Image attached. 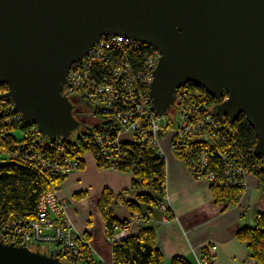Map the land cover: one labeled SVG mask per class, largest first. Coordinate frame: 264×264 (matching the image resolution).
I'll list each match as a JSON object with an SVG mask.
<instances>
[{"label": "water", "instance_id": "95a60500", "mask_svg": "<svg viewBox=\"0 0 264 264\" xmlns=\"http://www.w3.org/2000/svg\"><path fill=\"white\" fill-rule=\"evenodd\" d=\"M107 36L160 52L157 117L196 85L218 102L214 116L245 117L264 161V0H0V87L25 124L52 141L79 133L69 73ZM59 254L0 238V264H68Z\"/></svg>", "mask_w": 264, "mask_h": 264}, {"label": "trees", "instance_id": "16d2710c", "mask_svg": "<svg viewBox=\"0 0 264 264\" xmlns=\"http://www.w3.org/2000/svg\"><path fill=\"white\" fill-rule=\"evenodd\" d=\"M147 49L143 46L142 50L132 53L128 56L129 61L135 64H145ZM149 51H151L149 49ZM121 52V51H119ZM139 54V55H138ZM117 58L119 53L115 55ZM116 58V59H117ZM114 60V58H113ZM137 69V68H136ZM107 68L98 65L91 66V73L99 81L107 79L109 83L114 84L115 79L112 76H105ZM114 106L110 112H104L106 120L110 124L112 131H106L107 142L113 143L118 148L115 152L110 153L109 159H105V155L98 147L97 141L93 140L91 134L93 128L84 135L82 132L80 136H73L71 140L67 141H51L50 139L40 138L36 127L24 125L19 116L12 110L11 105L0 106V154H8L16 164L0 167V220L11 221V223L26 226L28 222L37 217L39 211V202L43 194L51 190L52 186L63 183L65 177L59 170L54 168L58 163L60 156L66 157L67 161L71 158L79 159L80 152L83 154L85 150H91V154H95L96 163L101 168L115 167L119 171L134 170L136 179L133 181V188L142 186L150 191L152 194H141L138 201H126V207L137 214L141 209L140 205H154L159 202L158 197H166L167 194V166L163 157L159 154V149L153 145V122H159L165 125L166 128H171L174 123V129H179L180 124L169 117L163 120H158L154 117L151 124V118L146 122L148 129L146 130L149 140H139L135 138L133 141H124L122 144L119 140V128L115 121H119L118 115L127 113L130 105L134 103L133 100L139 98L131 94L129 90H122L121 83L117 84ZM3 92L7 91L6 86H2ZM137 95L143 94L145 97L149 95V88L138 82L136 85ZM188 100H193L194 107L205 113V116L211 120V108L217 101L207 94L203 89L196 85H188L186 87ZM148 98V97H147ZM100 113L101 109L98 108ZM99 113V112H98ZM200 116V114H198ZM110 118V119H109ZM206 120V119H205ZM206 123V121H204ZM210 126L208 136L211 135L209 142L205 143V147L213 144L212 139H215L213 134L221 133V137L226 141L229 148V155L226 154V162L229 158H233L234 164L238 156L241 157L237 163L236 180L238 184L242 181L240 174L243 172H250L259 178L264 187V161L262 158L255 156L254 150L257 144V137L253 128L247 123L244 116H241L236 122H231L227 118L217 117L207 123ZM203 126L202 122H197L196 133H199ZM100 130V129H98ZM227 130L230 132L228 136ZM85 131V129L83 130ZM92 132V133H91ZM211 132V133H210ZM151 141V144L150 142ZM202 139L191 140L188 139L182 146L186 148L194 146L191 162L195 168H199L201 158L205 159L208 156L204 153L199 145H202ZM195 143V144H194ZM212 147V146H210ZM41 154L43 165L42 169H37L34 164L39 162L33 159L35 154ZM185 156H189L188 152H184ZM203 153L201 157H196V154ZM195 158V160H194ZM217 161V173L224 174L225 160ZM84 161V160H83ZM224 161V162H223ZM85 162V161H84ZM64 164V163H63ZM84 163H78V167ZM206 171L214 170V161L203 166ZM232 169V168H231ZM264 191V190H263ZM213 195L217 203H227L228 205L237 204L242 199L243 190L235 188H212ZM107 193V194H106ZM110 197H109V196ZM86 194H81L78 198H84ZM114 195L110 192H105L101 198L98 208L103 214L106 225V233L108 236L116 231L118 221L114 218L113 212L110 209L111 202ZM141 212V211H140ZM86 238V237H84ZM238 240L246 242L251 251V258L257 264H264V212H260L257 217L256 227H246L241 229L237 234ZM113 255L121 264H162L163 257L161 252L156 247V236L152 229H142L138 236L130 237L124 241L113 246ZM171 264H190L187 260L182 258H175Z\"/></svg>", "mask_w": 264, "mask_h": 264}, {"label": "rangeland", "instance_id": "374dc122", "mask_svg": "<svg viewBox=\"0 0 264 264\" xmlns=\"http://www.w3.org/2000/svg\"><path fill=\"white\" fill-rule=\"evenodd\" d=\"M75 97H78V96H75ZM69 99L71 100L72 97H69ZM77 101L79 102V104L77 106V109L74 108L73 114L75 117L78 114H80L82 116L81 118L76 117L79 120V122L81 123L80 130H83L87 126L85 131H82L85 135V134H87L88 131H90V128H93L92 132L94 134H91V137L93 138V140L97 141L96 145L98 147H101L102 151H106L109 153H112V151L115 152L118 148H116L115 144L107 142V135L108 134L106 133V131H108V130L112 131L113 129L110 127V124L108 123V121L105 122V120H106L105 116L103 114L101 115L98 113L99 112L98 107L102 108L103 104L97 105L95 102L82 100V98L78 99ZM192 102H193V100H188L184 97H181L180 100L178 101V104L176 106H174L172 108V110L166 116L162 117V119H166L167 117H169L171 120L176 119V121L179 122V124L181 125L179 129H174V123L171 126V128L170 127L166 128L165 125H161V124H159V122H156V123L153 122L151 117L141 118L138 122V127L136 126L133 128V124H131V126H130V123H129L130 118L129 117L125 120V122H126L125 123L123 121H120V115L121 114L118 115L119 121H115L116 122L115 124L119 128V134H120L118 142L120 144H122L123 143L122 140L128 141V142L133 141V140L136 141L135 138H138V136H139V138H138L139 140H143V139L149 140L150 137L147 136L144 132L148 129V126H145V124L151 118V121H150L151 124H152V122H153V124H155V129H154L155 137L153 138L155 141H154L153 145L156 148L158 147L157 149L161 148L162 154H160V155H163L162 157H163V160L165 161V163L167 162V158L169 156H173V157L179 159L180 161H182L184 163V165L187 167L188 172L190 173L192 179L195 182H201V183L205 184L210 189L211 194L214 198V201L217 205H224V207L226 209H229L231 207L235 208L236 210L239 211V215L243 216L245 219H247L249 216L253 215L255 222L252 223L253 226H251V227L252 228L256 227V221H257L258 214L261 211L264 212V191H263L264 187H263V185L261 184L259 178L250 172L241 173L240 176H241L242 181L239 184L237 183L240 181V177H239V181L236 180V172H237V168H238L237 163H239V160L241 159V157L238 156V158L235 160L237 163H235V164H234L233 158H229V160L226 162V154L229 155V151H228L229 148L226 145L227 144L226 141L223 139V137H221V133L218 132L216 134H213L215 139H212L213 144L210 145L212 147H210V146L205 147V143L209 142V140L211 139V135H209V136L207 135L209 130H210V126L207 123H204L205 119L209 120V118H208V116H205V113L201 112L200 109L192 108V107H194ZM99 103H102V102L99 101ZM216 105H217V103L214 104L213 108H215ZM198 114H200V116ZM210 117H211L210 121H213V119L217 118L216 116H214V117L210 116ZM156 118H160V117L156 116ZM224 118L229 119L228 117H224ZM197 122L203 123L202 128L200 130H198V131H200L199 133H196ZM98 129H100V130H98ZM140 129H141V131L138 133L137 131ZM227 133H228V136H230V132L228 130H227ZM75 136H76V133L74 134V137ZM188 139H191V140L202 139V141H201L202 145H199V146H200L201 150L204 153H206L208 156H206L205 159L201 158V164L199 165V168H195L193 166V163L191 162V159H190V155L192 156L193 150H195V147L191 146V147H188L185 149V147L182 146ZM149 142L151 144V141H149ZM83 150H85V153L83 154V152L81 151L80 152L81 158H79V159L71 158V161H66L64 159H66V157L69 156L68 154H66V157L60 156V159H59L58 163H56V165H54V168L56 170H62L63 169L62 164L68 163V167L70 169H73V170H71V172L67 173V174L62 173L65 177V181L63 183L52 186L51 190L46 192L49 194L48 195L46 193L43 194V196L40 199V203H41L43 197L45 195H47V198L45 200H43V205H45V204L48 205L53 200L61 199L63 202L65 201L64 209L60 213L61 219L64 221L63 225L65 228L71 229V232L74 235L76 234L79 237H80V234L76 231V223L73 222V220L69 216L67 200H65V198L62 197V191H60V189L63 187V185L66 183V181L68 180V178L71 175H73L74 173L79 172L81 170H84L86 168L87 163L85 164V162L83 160L86 161V158L92 157L93 160L95 162H97L96 158H95V154H91V150H89V149H83ZM184 152H188L189 156L186 157ZM202 154L203 153H199V154L197 153L196 157L200 158ZM215 158H217L219 160H222V159L225 160V166L226 167H225V172L223 175L218 174L216 171L218 164H217V161ZM33 159H36L39 162L38 165L34 164V166L37 169H42L43 165L41 164V160H42L41 154H39V153L35 154L33 156ZM194 160H195V158H194ZM212 161H214V170L208 171L206 173V171L203 169V166L205 164H208V166H209L210 162H212ZM79 162L84 163V166L81 165L78 167L77 164ZM12 164H16V162L8 154H6V153L0 154V167L12 165ZM166 166H167V164H166ZM99 169L114 171V172L123 173V174H128V175H131L133 177V181L136 179V175H135L133 169L126 170V171H119V170L115 169V167H110V168L99 167ZM216 186L218 188H222V189H225V188H227V189L228 188L241 189V190H243L242 199L237 204L232 203L233 205H228L227 203H217L216 199L213 195V192H212V188H214ZM166 187H167L166 197H158L159 202H157L156 204H154L152 206L141 204L140 205V209H141L140 211H142V213L139 211L137 214H135V216H132V218L129 220H123V219H119L116 217V215H115L116 213L112 209V202H113V200H112L110 209L113 212L114 218L118 221V224H117L116 229H115L116 231L112 234V236H108V234L105 233L107 241L112 248V257L109 259H105V258H102L100 255L98 256V254L94 251L95 248H94V246H93V244L90 241L88 236H86V240L90 244V249L85 247V254L92 255V257H94V260H97V264H121V262H118L113 255V246L115 244L120 243V242L124 241L125 239H129L130 237H135L132 235L134 228H136L137 229L136 232H138V230L141 231L143 229L141 226L142 224H143V226L148 227V225H150V223L153 221V217H154L153 211L156 212V210H160L161 212H163V214H164L163 222H166L167 219L171 220L173 215L172 214L170 215V213H172L171 212L172 210H171L170 206H168V199H169L168 198L169 197V195H168V181H166ZM108 192H110V191H108ZM147 193L155 196L154 191L148 190L147 188L143 187L141 184V186H139L138 188H132V190L130 192L126 191V192H122L121 194H116V196L114 194L113 195H114V198L116 197L117 203L120 202V203H122L123 206L126 207L125 202H126L127 198H129L128 201L134 202V201H138V197L141 196V194H147ZM78 196H76V199H82V198H78ZM102 197H103V195H102ZM143 206H149L148 211L150 210V215L148 214V212L147 213L144 212ZM100 214L102 216V219L104 220L102 212H100ZM88 218L90 220H92V223L94 222L95 223L94 225L96 226L97 223H96L95 213L89 214ZM38 219L39 218L37 215V217L32 219L30 222L37 221ZM81 221L84 223V219H81ZM7 222L8 221H3V224H6ZM30 222H28V223H30ZM104 224H106L105 220H104ZM244 228H246V227H244ZM244 228H242V229H244ZM147 229H151V228H147ZM105 230H106V225H105ZM155 236H156V240H157L156 232H155ZM33 248L37 251H42L45 253L58 252V251H54V249H56L55 245L49 246V245L45 244L42 246H33ZM212 248L213 249L215 248V250H216V247H212ZM89 252H91L92 254H88ZM250 253H251V251H250ZM207 257H210L212 259V260L208 261V264H214L215 263L214 255L212 256L210 254L209 255L202 254V256L197 258L198 264H200L202 259H205ZM68 260L69 261L73 260V258L72 259L69 258ZM163 260H164V258H163ZM250 262H254L255 264H257V262L255 260H253L251 257L245 262V264H249ZM92 264H96V263H92ZM162 264H164V262H162ZM195 264H196V262H195Z\"/></svg>", "mask_w": 264, "mask_h": 264}, {"label": "crops", "instance_id": "0c3cea01", "mask_svg": "<svg viewBox=\"0 0 264 264\" xmlns=\"http://www.w3.org/2000/svg\"><path fill=\"white\" fill-rule=\"evenodd\" d=\"M86 163V168L71 175L60 191L67 200L69 216L76 223V231L82 237H89L98 256L109 259L112 257V248L105 235V224L98 205L106 191L115 196L130 192L133 177L101 170L92 157L86 158ZM166 164L168 206L173 216L171 220L163 222V212L156 210L153 211L150 225H141L143 229L151 228L156 232V246L162 253L164 264H171L175 258L198 264L197 258L202 254L214 255V264H245L251 257L250 248L246 242L238 240L237 233L244 227L253 226V215L245 219L235 208L226 209L224 205H217L210 189L201 182H195L179 159L169 156ZM80 194H86V197L76 199ZM119 203L115 197L112 209L117 218L129 220L135 216ZM143 207L144 212L150 215L149 206ZM93 213L96 226L88 218ZM81 219H84V223ZM135 229L132 235L138 236L140 230L136 232ZM212 247H216V250Z\"/></svg>", "mask_w": 264, "mask_h": 264}, {"label": "built area", "instance_id": "2783aa9c", "mask_svg": "<svg viewBox=\"0 0 264 264\" xmlns=\"http://www.w3.org/2000/svg\"><path fill=\"white\" fill-rule=\"evenodd\" d=\"M143 46L151 50L149 51V49H147L145 64L141 65V63H139L133 65V63L129 61L128 56L139 50H141L139 53L143 51L146 52V50H142ZM116 53L120 54L118 58L115 56ZM160 58L161 54L158 50L130 38L124 36L103 37L98 45L89 52L86 58L73 66L69 74L65 93L75 101L78 100L75 96H78L80 97L79 99L82 98V100L92 101L97 105L103 104L102 108H105L108 113L114 106L116 93H119L116 89V82L117 84L120 82L122 90H129L131 94H134L136 97L139 96V98L133 100L134 103L130 105L129 111L120 115V121L125 122L129 117L130 126L133 124V128L136 126L138 127V122L141 118L151 117L153 120L154 117H156L151 110L152 99L150 96V86L154 80V71L159 64ZM98 64L108 69L104 74L105 76H112L115 79L114 84L109 83L107 79L101 82L93 76L91 73V66ZM138 82L149 88L148 98L143 94L137 95L136 85ZM79 87L81 88L80 90ZM181 97L187 99L188 94L186 93V88L179 91L174 106L178 104ZM99 101L102 103H99ZM9 104L12 110L19 116L15 110L14 104L7 97V91L3 92L0 87V106H9ZM78 104L79 102L77 101L76 105H74L75 109H77ZM210 110L212 117H214V108L212 107ZM19 119L21 121L20 116ZM158 120L163 119L158 118ZM205 121L206 123L210 122V120L207 119ZM86 128L87 126L84 129ZM154 129L155 124L153 126V138L155 137ZM83 130L76 133V136H80ZM140 131L141 129L137 132L139 133ZM38 135L40 138L46 139L39 131ZM154 141L155 140H153V142ZM103 153L105 159H109L111 156L109 152L103 151ZM159 154H162L161 148L159 149ZM62 167L63 169L59 171L64 174L70 173L71 170H73L68 167V163L62 164ZM46 194L48 195L49 193ZM47 195L43 197L41 203L39 202V219L37 221L27 223V225L24 226L17 223L13 224L11 221L3 224V221L0 220V238L2 240L4 239L8 244L31 249H34L33 246H42L45 244L49 246L55 245L56 249H54V251H58L60 253V259L68 264H97V260H94L92 255L85 254V247L90 249V244L86 238L82 236L79 237L76 234L74 235L71 229L64 227V221L61 219L60 213L64 209L65 201L63 202L61 199L53 200L48 205H43V200L47 198ZM213 250H215V248ZM88 254L92 253L89 252ZM69 258H73V260L69 261ZM210 260L212 259L207 257L202 259L200 264H208ZM249 264L255 263L250 262Z\"/></svg>", "mask_w": 264, "mask_h": 264}, {"label": "bare ground", "instance_id": "6f19581e", "mask_svg": "<svg viewBox=\"0 0 264 264\" xmlns=\"http://www.w3.org/2000/svg\"><path fill=\"white\" fill-rule=\"evenodd\" d=\"M86 58V57H85ZM70 74V73H69ZM189 85H191V84H189ZM187 87V86H186ZM81 88L79 87V90H80ZM78 99L80 98V97H77ZM71 102L73 103V105H75L76 103H77V101H75L74 99H71ZM216 104V103H215ZM217 104H218V102H217ZM101 109V113H100V111H99V114H103L105 111H106V109L105 108H100ZM107 112V111H106ZM19 116H20V118H21V115L19 114ZM22 121V120H21ZM23 122V121H22ZM24 123V122H23ZM24 125H28V124H25L24 123ZM30 126H32V127H34V125H31V124H29ZM36 127V126H35ZM36 129H37V127H36ZM73 138V136L69 139V140H71ZM49 139V138H48ZM4 240V239H3ZM31 249V248H30Z\"/></svg>", "mask_w": 264, "mask_h": 264}, {"label": "flooded vegetation", "instance_id": "af4514ba", "mask_svg": "<svg viewBox=\"0 0 264 264\" xmlns=\"http://www.w3.org/2000/svg\"><path fill=\"white\" fill-rule=\"evenodd\" d=\"M76 117H77V118H79V117L81 118L82 116H81L80 114H78ZM83 119H84V118H83Z\"/></svg>", "mask_w": 264, "mask_h": 264}]
</instances>
